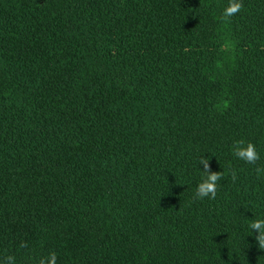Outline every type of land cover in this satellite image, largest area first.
I'll list each match as a JSON object with an SVG mask.
<instances>
[{
  "label": "trees",
  "instance_id": "trees-1",
  "mask_svg": "<svg viewBox=\"0 0 264 264\" xmlns=\"http://www.w3.org/2000/svg\"><path fill=\"white\" fill-rule=\"evenodd\" d=\"M239 2L0 0V258L264 264V0Z\"/></svg>",
  "mask_w": 264,
  "mask_h": 264
},
{
  "label": "clouds",
  "instance_id": "clouds-1",
  "mask_svg": "<svg viewBox=\"0 0 264 264\" xmlns=\"http://www.w3.org/2000/svg\"><path fill=\"white\" fill-rule=\"evenodd\" d=\"M241 8L239 0H228V3L223 9L222 19L227 20L232 14L238 12ZM231 151L234 157L243 160L247 163H255L259 158L255 146L250 141L235 140L231 146ZM203 165L201 170L204 175L195 186L196 195L200 198L209 197L213 198L216 195L217 181L220 179L219 171L209 170L208 158H200L198 160ZM257 173H260L262 169L257 168ZM233 178L235 173L233 172ZM249 231L255 230V239L258 242V247L264 249V216L250 219L248 225ZM23 246V245H21ZM56 252L50 251L46 255L38 257H28V264H56ZM0 264H17L16 258L13 255H7L0 258Z\"/></svg>",
  "mask_w": 264,
  "mask_h": 264
}]
</instances>
